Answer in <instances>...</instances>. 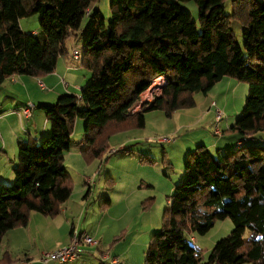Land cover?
Masks as SVG:
<instances>
[{"label": "trees", "instance_id": "1", "mask_svg": "<svg viewBox=\"0 0 264 264\" xmlns=\"http://www.w3.org/2000/svg\"><path fill=\"white\" fill-rule=\"evenodd\" d=\"M95 1L0 0V84L15 75L53 72L66 52L65 40L80 30L86 15L80 63L91 72L79 97L62 94L53 104L39 105L50 122L49 134L39 142H17L14 179L0 185V242L8 230L26 225L33 211L48 217L60 213L73 190L64 156L77 119L84 123L80 151L91 161L108 149L110 133L143 127L148 110L169 116L192 107L194 92L205 94L229 76L247 83L244 106L227 129L242 139L232 148L211 151L198 144L187 152L183 178L167 199L144 264H264V144L256 143L264 133V0H229L230 12L226 0H109L107 21L98 8L87 13ZM185 1L197 5L196 20L181 8ZM31 14L39 16L40 35L20 27V18ZM233 21L241 25L242 46ZM159 76L166 79L162 93L133 112ZM108 206L105 198L101 207ZM225 218L233 228L205 258L189 237ZM92 238L97 247L99 239ZM87 246H80V259ZM102 252L99 261H108Z\"/></svg>", "mask_w": 264, "mask_h": 264}, {"label": "rangeland", "instance_id": "2", "mask_svg": "<svg viewBox=\"0 0 264 264\" xmlns=\"http://www.w3.org/2000/svg\"><path fill=\"white\" fill-rule=\"evenodd\" d=\"M95 2L107 21L110 16L109 0ZM180 4L183 10L190 12L193 20L197 19V5L194 1ZM225 11L230 12L229 0H226ZM88 19L87 16L83 18L80 32H84ZM19 24L25 29L24 32L41 30L38 14L20 18ZM232 29L242 46L240 23L233 21ZM162 80L163 78L158 79L155 85H150L144 91L141 96L142 104L148 103L146 99L152 102L154 96L162 93L164 86L154 88ZM246 95L245 81L223 77L205 94L201 91L194 92L195 105L192 107L178 109L169 116L162 109L148 110L145 112L143 127H127L110 133L108 149L100 158L95 157L91 161L84 159L81 151L75 148L77 142L84 139L83 124L77 130L73 127L72 149L70 153L65 152L64 156V165L73 180V190L66 205L73 209L75 222L81 219V224H84L90 236L98 238L100 245L107 244L104 247L110 253L102 252V256H115L124 264H144L151 236L162 226L167 199L183 178L187 152L195 149L200 141L211 145L217 139L223 146L229 144L228 148L234 147L233 136L238 139L242 137L237 133L227 132V129L242 110ZM1 100L2 98L0 102ZM211 101L216 105L212 106ZM138 103L134 112L142 108V104ZM214 107L223 112V117L217 124L220 134H214ZM12 130L13 127L11 130L7 128V133L0 130L5 141L11 137ZM161 137H166L169 142H158L157 139ZM257 137L262 139H258L256 143L264 144V133H258ZM243 140L248 142L246 138ZM218 146L220 145L210 147V150L215 151ZM111 150L116 151L111 153ZM87 179L90 183H84ZM105 198L110 200V204L103 208L101 203ZM232 228L229 218L216 220L205 234L193 233L189 239L206 258L213 245ZM247 235L248 231L244 233V237ZM85 254L87 264H99V254L97 257L91 251ZM101 262L111 264L109 261Z\"/></svg>", "mask_w": 264, "mask_h": 264}, {"label": "crops", "instance_id": "3", "mask_svg": "<svg viewBox=\"0 0 264 264\" xmlns=\"http://www.w3.org/2000/svg\"><path fill=\"white\" fill-rule=\"evenodd\" d=\"M96 8H98L96 2L91 3L88 8L89 13ZM86 16L88 18V15ZM29 33L41 34L39 29L31 30ZM82 33L80 31L71 33L65 40L64 47L66 52L57 58L53 72L41 77L15 75L0 84V99L2 98L0 102V130L7 133V128L11 130L13 127V137L11 135L6 141L0 134V185L11 183L14 179L13 167L18 161L17 142H39L43 136L50 132L51 126L39 105L53 104L58 96L62 94L79 96L80 90L89 81L91 72L80 62H75L70 57L72 47L83 44ZM161 77L165 78L164 76ZM63 81H66L67 85H64ZM39 82L43 86H40ZM37 89L39 90L37 91ZM26 101L33 104L30 117L21 115ZM82 124L84 128V123L81 119H77L74 124L75 129L80 128ZM233 139H235L234 143L239 140L236 136H233ZM219 142L220 140L217 139L211 145H206L201 141L198 143L206 145L209 149L216 145H220L216 148L220 150L230 147L229 144L223 146ZM82 144L83 139L77 142L75 148L80 150ZM71 149L72 140L67 153H70ZM84 183H88L87 180H84ZM67 201L68 199L63 203L60 213L54 217L44 216L39 212L33 211L26 225L8 230L1 238L0 260H7V264L12 262L38 264L36 257L41 251L52 250L68 243L71 228L88 233L84 224H81V219L75 222V213L70 208V205H66ZM104 245L106 246L107 244ZM104 245L99 243L97 247L87 246L80 260L68 261L63 264H87L85 253L91 251L92 255L97 257L98 253H101L106 248ZM99 264L104 263L99 261Z\"/></svg>", "mask_w": 264, "mask_h": 264}, {"label": "built area", "instance_id": "4", "mask_svg": "<svg viewBox=\"0 0 264 264\" xmlns=\"http://www.w3.org/2000/svg\"><path fill=\"white\" fill-rule=\"evenodd\" d=\"M89 11L87 10V13ZM84 51V46L82 45H75L72 47L70 51V57L72 60L75 62H81L82 55ZM162 78L161 76L155 78L152 82L151 85H155L156 81L158 79ZM161 83H158L156 87H163L166 83V79L163 78ZM64 85H67L66 81H63ZM40 86H43L41 82H39ZM146 92V91H145ZM144 93V92H143ZM140 95V102L138 104H142V94ZM79 97V96H77ZM148 102L146 107L149 106L150 101L146 99ZM140 104V105H141ZM143 105V104H142ZM141 105V106H142ZM212 105H215L214 102H212ZM33 108V104L31 102H27L25 107L23 108L22 115L25 117H30L31 116V110ZM135 111V108L133 109V112ZM223 117V112L221 109L215 107L214 108V123H215V128H214V133L215 134H220L221 131L219 127L217 126L218 122L221 121ZM158 142L164 143V142H169V140L166 137H161L157 139ZM240 144V142L238 143ZM116 150H111V153H114ZM87 182H90L89 179H87ZM193 241V239H192ZM193 243V242H192ZM98 241L96 239H93L90 235L88 234H78V232L75 230L73 232V235L70 237V240L67 244L59 246L53 250H44L40 254V258H38V263L39 264H51V263H57V264H63L68 261H73V260H79L81 257V251H80V246L81 245H97ZM103 259L108 260L111 264H124L123 261H120L117 257L115 256H110L109 254L103 256ZM9 264H21L20 262H12Z\"/></svg>", "mask_w": 264, "mask_h": 264}]
</instances>
